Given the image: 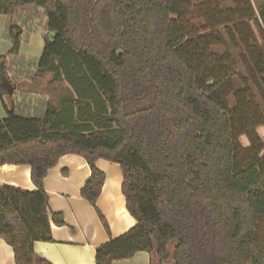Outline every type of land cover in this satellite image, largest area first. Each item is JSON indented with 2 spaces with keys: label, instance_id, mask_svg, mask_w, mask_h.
Here are the masks:
<instances>
[{
  "label": "trees",
  "instance_id": "1",
  "mask_svg": "<svg viewBox=\"0 0 264 264\" xmlns=\"http://www.w3.org/2000/svg\"><path fill=\"white\" fill-rule=\"evenodd\" d=\"M1 16L11 50L0 76L12 93L7 102L0 86V166H29L37 188L0 186V240L14 264H50L34 259L33 246L52 242L51 222L64 221L50 217L43 181L69 154L90 169L80 196L93 207L104 182L96 161L119 165L136 221L96 248V264L139 252L156 264H264V2L0 0ZM37 32L41 57H20ZM19 63L72 98L39 116L16 114L8 71Z\"/></svg>",
  "mask_w": 264,
  "mask_h": 264
},
{
  "label": "crops",
  "instance_id": "2",
  "mask_svg": "<svg viewBox=\"0 0 264 264\" xmlns=\"http://www.w3.org/2000/svg\"><path fill=\"white\" fill-rule=\"evenodd\" d=\"M6 22L7 17L1 16L0 57L11 50V44L2 37ZM32 43L34 48H32ZM31 48L36 53L40 50V55L32 54ZM43 49V39L32 35L29 43L21 44L19 56L24 59H39ZM0 86L8 97L10 88L5 85L1 76ZM66 88L70 92L67 86ZM17 94L19 97V90L13 96L14 101L18 98ZM20 97L22 98L21 95ZM49 101L46 100L44 103ZM62 102H59V105ZM6 118L7 114L0 102V121ZM95 167L104 175V182L95 207L80 196L81 189L90 177V169L83 158L72 154L65 155L53 168L48 170L43 181V188L48 196L49 215L51 217L53 214H60L64 225L58 227L51 222L52 242L34 244L35 260L42 259L50 264H96L95 250L97 247L107 243L110 239L124 235L136 226V221L125 207V199L121 192L122 173L119 165L98 160ZM30 172V167L26 165H2L0 166V186L14 187L29 192L37 191L31 182ZM97 212L105 221L108 231L105 230ZM0 264H14L13 251L3 240H0ZM112 264L156 263L149 254L139 252L130 259L115 261Z\"/></svg>",
  "mask_w": 264,
  "mask_h": 264
},
{
  "label": "rangeland",
  "instance_id": "3",
  "mask_svg": "<svg viewBox=\"0 0 264 264\" xmlns=\"http://www.w3.org/2000/svg\"><path fill=\"white\" fill-rule=\"evenodd\" d=\"M200 2L201 0H190L192 6L200 4ZM263 2L264 0H251V3L255 9L259 8ZM38 27L42 29L43 23L38 25ZM32 35H36V37L42 38L41 32L30 34L25 44L29 43ZM32 42L35 41L32 40ZM32 46H33L32 48H34L33 43ZM33 53L35 54L36 52L32 49V54ZM40 53H41L40 50H38L36 54L40 55ZM6 54L7 53H5L4 55ZM33 72H34L33 66L30 65L28 66V63H24V64L19 63L15 66L13 65L11 69L8 71L9 79H11V82L14 83L17 89L19 90V97L17 94L16 97L18 98L15 101L16 114L23 116H30V117L39 116L45 107L44 102L46 100H50L49 102L51 104L53 103L55 104V102L58 101L61 102L64 101L65 99L72 98V95L70 94V92H68V89L66 88L65 84L49 85L48 82L50 81V76H45L43 78H35L32 76ZM67 92L68 94H66ZM4 94L6 101L8 102L7 93ZM20 95L22 96V98L20 97ZM59 102L55 104V106L56 105L58 106ZM229 105L230 106L233 105L232 100H229ZM257 134L259 138L264 141V130L262 128H259L257 130ZM236 142L239 148V155L242 156L243 150L247 148L248 143L243 137L238 138ZM260 242L262 246H264V221L261 224V229H260ZM174 245L175 244L173 243L169 246L170 252H172Z\"/></svg>",
  "mask_w": 264,
  "mask_h": 264
},
{
  "label": "water",
  "instance_id": "4",
  "mask_svg": "<svg viewBox=\"0 0 264 264\" xmlns=\"http://www.w3.org/2000/svg\"><path fill=\"white\" fill-rule=\"evenodd\" d=\"M47 38H48V40L51 42V41L53 40V34H49V35L47 36ZM11 93H12V91L9 90V91H8V95H10Z\"/></svg>",
  "mask_w": 264,
  "mask_h": 264
}]
</instances>
